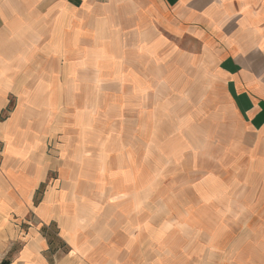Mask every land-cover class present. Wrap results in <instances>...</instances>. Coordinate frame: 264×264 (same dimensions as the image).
Listing matches in <instances>:
<instances>
[{"label":"crops","instance_id":"crops-1","mask_svg":"<svg viewBox=\"0 0 264 264\" xmlns=\"http://www.w3.org/2000/svg\"><path fill=\"white\" fill-rule=\"evenodd\" d=\"M104 65L133 95L197 87L206 129L226 146L228 190L247 195L246 223L264 236V0H0V114L16 97L0 119V264H196L203 255L197 236L176 260L157 255L126 211L138 208L124 200L134 190L103 184L87 151L69 153L67 141L62 157H47L46 136L60 127L23 126L24 106L48 113L53 97L74 95ZM52 171L59 180L35 203ZM242 264H264V248Z\"/></svg>","mask_w":264,"mask_h":264},{"label":"rangeland","instance_id":"rangeland-1","mask_svg":"<svg viewBox=\"0 0 264 264\" xmlns=\"http://www.w3.org/2000/svg\"><path fill=\"white\" fill-rule=\"evenodd\" d=\"M104 67L92 81L80 82L74 95L62 91L61 97H53L48 113L23 107V126L60 127L46 136V156L59 158L67 141L69 153L87 151L88 162L102 169L103 184L134 190L124 200L133 196L138 208L126 211L136 213L145 240L155 239L157 255L164 248L176 260L181 245L197 236L204 248L196 264H242L246 257L259 258L264 236L257 224L246 223L253 211L241 206L247 195L228 190L232 176L226 146L206 129L209 116H200L199 106L202 102L205 108L207 99L196 86L189 88V96H156V90L133 95L115 78V66ZM15 104L16 97L10 96L0 119L9 117ZM3 148L0 140V164ZM58 180V173L50 172L35 203L41 190ZM215 183L222 185L213 192Z\"/></svg>","mask_w":264,"mask_h":264},{"label":"trees","instance_id":"trees-1","mask_svg":"<svg viewBox=\"0 0 264 264\" xmlns=\"http://www.w3.org/2000/svg\"><path fill=\"white\" fill-rule=\"evenodd\" d=\"M8 262L7 261H2V263L1 264H7Z\"/></svg>","mask_w":264,"mask_h":264},{"label":"snow or ice","instance_id":"snow-or-ice-1","mask_svg":"<svg viewBox=\"0 0 264 264\" xmlns=\"http://www.w3.org/2000/svg\"><path fill=\"white\" fill-rule=\"evenodd\" d=\"M73 255H75V253H73Z\"/></svg>","mask_w":264,"mask_h":264}]
</instances>
